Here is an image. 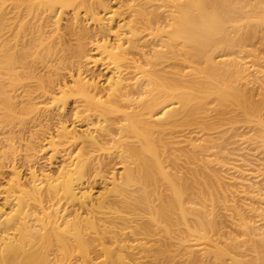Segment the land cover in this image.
<instances>
[{
  "label": "bare ground",
  "instance_id": "bare-ground-1",
  "mask_svg": "<svg viewBox=\"0 0 264 264\" xmlns=\"http://www.w3.org/2000/svg\"><path fill=\"white\" fill-rule=\"evenodd\" d=\"M263 14L0 0V264H264Z\"/></svg>",
  "mask_w": 264,
  "mask_h": 264
},
{
  "label": "rangeland",
  "instance_id": "rangeland-1",
  "mask_svg": "<svg viewBox=\"0 0 264 264\" xmlns=\"http://www.w3.org/2000/svg\"><path fill=\"white\" fill-rule=\"evenodd\" d=\"M116 6V7H115ZM112 7L115 9V8H117V5L116 4H112ZM219 10V12L217 11V16L220 18V20L221 21H228V22H230L231 20H237V19H245V16H246V12H244V10H241V7H240V5H236V4H228V5H226V6H224V8L223 9H218ZM254 31H256V30H254ZM247 36V39L249 40V39H253V41H254V43H255V46H254V48H256V49H258L259 50V52H261V53H263L264 52V49H263V47L261 46L260 47V45H261V42H262V40L260 39V40H255L256 38H260L261 36H263L264 37V14H263V17L261 18V23H260V25H259V28L257 29V31L255 32V34H252V33H248V34H246ZM245 36H244V39L246 38ZM261 41V42H260ZM237 42L238 43H240L241 42V39L240 38H238L237 39ZM260 42V43H259ZM259 43V44H258ZM255 74V73H254ZM257 76V77H256ZM262 76L259 74V75H257V73L255 74V77L253 76V79H255V85H256V87H257V92H260V93H264V91L262 90V85H260V84H262V81H263V77L261 78ZM257 82V83H256ZM262 86V87H261ZM261 101H264V95L261 97V99H260V102ZM261 107H264V105L263 106H261ZM224 175H222L221 177L223 178V181L222 182H228V183H230V181L228 180V177H230V176H227V174H225L224 172H222ZM227 176V177H226ZM223 183L224 184V186H223V184H222V186H223V190L225 191V192H221V194H218L217 196H215V198L214 197H211V196H209V201L207 202L209 205L210 204H212V205H208L209 206V208H210V210L212 209L211 207H213V210L215 209L216 210V208H217V212H219V213H217L216 212V214H218L217 216H218V218H220V215L222 216L221 218H220V220L222 221H225L226 220V222L225 223H228L227 221L229 220V218H227V217H225L226 216V212L224 211V206H223V204H221V202L222 203H224V202H228V204L229 203H233V201H235V202H237L238 200H241V201H239V202H237L236 204H238V203H241L242 202V204H243V207H242V204H238L237 206V208H241L240 210H244L243 211V213L245 212V211H248V210H245V207L248 205V202L246 203V201L243 199V201H242V199L241 198H239L238 196H236V195H239V193L238 194H236L237 192H239L240 191V189H242L239 185H237V184H228L227 182L226 183ZM225 184H227V185H225ZM233 185V186H232ZM234 185H235V187H234ZM237 185V186H236ZM227 186V187H226ZM239 187H240V189H239ZM238 188V189H237ZM228 189V190H227ZM237 189V190H236ZM230 191V192H229ZM235 192V193H234ZM229 193V194H228ZM233 194V195H232ZM235 194V195H234ZM233 196V198H232V196ZM231 196V197H230ZM212 198V199H211ZM214 198V199H213ZM216 198H218V199H216ZM226 198V199H225ZM238 198V199H237ZM211 199V200H210ZM216 199V200H215ZM233 199V200H232ZM213 200V201H212ZM221 201V202H217V201ZM224 200H227V201H224ZM230 200V201H229ZM215 203H219V205L218 204H216L215 205ZM214 204V205H213ZM244 204H247V205H244ZM222 205V206H221ZM240 205H241V207H240ZM208 208V207H207ZM209 208L207 209V215L208 214H210V212L212 211H210L209 210ZM224 211V212H222V214L224 215H222L221 214V211ZM246 209H248V206H247V208ZM215 212V211H214ZM230 212H232V211H230ZM247 213V214H246ZM246 213H244V214H246V216H248V215H250V214H248L249 212H246ZM230 214V213H229ZM252 215V214H251ZM224 217V218H223ZM219 220V219H218ZM252 220V219H251ZM255 220H257L256 218H253V220L252 221H255ZM224 224V223H223ZM224 225H226V224H224ZM255 225H258V223L257 224H255ZM91 256H93V254L91 255ZM80 263V262H79Z\"/></svg>",
  "mask_w": 264,
  "mask_h": 264
}]
</instances>
